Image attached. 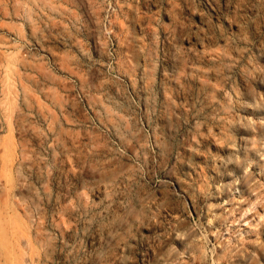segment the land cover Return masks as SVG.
<instances>
[{
	"label": "rangeland",
	"instance_id": "1",
	"mask_svg": "<svg viewBox=\"0 0 264 264\" xmlns=\"http://www.w3.org/2000/svg\"><path fill=\"white\" fill-rule=\"evenodd\" d=\"M0 247L264 264V0H0Z\"/></svg>",
	"mask_w": 264,
	"mask_h": 264
},
{
	"label": "bare ground",
	"instance_id": "2",
	"mask_svg": "<svg viewBox=\"0 0 264 264\" xmlns=\"http://www.w3.org/2000/svg\"><path fill=\"white\" fill-rule=\"evenodd\" d=\"M2 258L4 259L5 263L7 264H22L23 263V256L21 255L20 256V261L19 262H16V260L13 259V255H8L6 252H4L3 250H1V247H0V264L2 262Z\"/></svg>",
	"mask_w": 264,
	"mask_h": 264
},
{
	"label": "built area",
	"instance_id": "3",
	"mask_svg": "<svg viewBox=\"0 0 264 264\" xmlns=\"http://www.w3.org/2000/svg\"><path fill=\"white\" fill-rule=\"evenodd\" d=\"M110 34H111V33H110V31H109V36H110ZM111 41H112V38H111ZM111 54H112V52H111Z\"/></svg>",
	"mask_w": 264,
	"mask_h": 264
}]
</instances>
